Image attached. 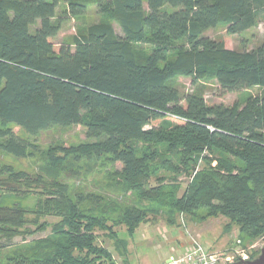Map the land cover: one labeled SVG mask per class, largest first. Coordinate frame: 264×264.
Returning <instances> with one entry per match:
<instances>
[{
  "label": "trees",
  "instance_id": "16d2710c",
  "mask_svg": "<svg viewBox=\"0 0 264 264\" xmlns=\"http://www.w3.org/2000/svg\"><path fill=\"white\" fill-rule=\"evenodd\" d=\"M92 6L107 21L57 50L63 23ZM259 24L264 0H0V153L43 160L35 173L0 162V264H117L97 231L124 263L128 241L115 227L132 237L201 209L242 238L263 236L264 43L237 50L206 36ZM181 78L193 92L182 94ZM214 82L221 95L246 94L230 106L209 102L204 85ZM76 126L85 142L38 143ZM109 165L100 191L66 181ZM182 174L194 177L180 196Z\"/></svg>",
  "mask_w": 264,
  "mask_h": 264
},
{
  "label": "rangeland",
  "instance_id": "374dc122",
  "mask_svg": "<svg viewBox=\"0 0 264 264\" xmlns=\"http://www.w3.org/2000/svg\"><path fill=\"white\" fill-rule=\"evenodd\" d=\"M102 21L107 20L104 16H100L97 13L95 6L90 7L88 13L82 19H69L68 21L63 23L62 31L54 40L55 48L58 50L63 44L71 42L72 37L78 32H82L83 30H85L87 26ZM110 23L114 26L116 32L120 34L121 30L118 27L117 23L113 20H110ZM224 32V28L220 26L214 30L208 31L206 33V36L214 40H223L227 48L237 50H252L264 43V24H259L254 29L229 38L224 37ZM137 48L138 50H140V53L145 52V54H148L151 49L149 45H139L137 46ZM179 86L183 95L194 91V86L191 78H181ZM204 88V95L206 100L218 104L223 103L227 106L233 105L238 100H241V98L246 94L245 92H243L242 94L237 93L221 95L219 87L215 82L204 85ZM246 92L257 94L260 93V89L256 88ZM14 130L19 133L16 128ZM19 134L21 136H24L22 133ZM85 140L86 129L83 126H76L65 131L61 129L47 131L39 136L38 143L44 150L52 143H56L59 141H62L66 145H72L85 142ZM205 154H207V152H205ZM0 162L14 165L17 169L20 170H26L28 172L35 173L38 171L39 166L43 163V160H41L40 158L18 160L0 153ZM119 166L120 165H118V167ZM113 171L114 167L112 165H109L106 169H97V171L83 179L67 178L66 181L74 189L76 187L82 186L85 190L100 191L101 188H103L102 184L106 185L107 183L111 182L109 174ZM165 174L169 176L168 179L174 176L170 172H166L164 173V175ZM179 178H181L182 180V188L179 191V195L182 196V194L186 190V186L188 185L189 178L188 176H185L183 174L179 175ZM152 184L155 185L154 182ZM26 204H33V202L29 201L26 202ZM204 215H206V211L204 209L198 210L197 213L191 215L180 213L177 216V223L173 226H176L180 228V230H183L188 239L190 238L189 236H193L199 238L201 243L205 242L212 244L215 249L214 253H218L221 256L223 255L229 257L231 256L233 258L235 257V259H233L234 262H237L238 252L245 253L248 256L249 260H252V257L254 256H259L261 249L264 247V235L258 238H242V236L239 234L238 228L236 226H229L228 220L226 218H203ZM48 220L52 223L57 221V219L53 217L48 218ZM156 222H153L156 223V227H154V230L157 229L159 231V228L169 226L164 218H159ZM114 230L120 232L121 238H123V236H125L126 234V229L124 226L115 227ZM49 234L50 228L45 232L36 233L28 237L26 242L29 243L33 240L45 238ZM97 234V242L100 245L108 248L113 253V256H115V260L119 264H122L123 262L121 260H118L120 258L117 251H115L113 241L110 240V238L106 237L105 233L101 231H97ZM163 235L166 234H161V239H163ZM14 242L17 245L24 243L23 238L21 237L16 238ZM183 250L185 251V249Z\"/></svg>",
  "mask_w": 264,
  "mask_h": 264
},
{
  "label": "crops",
  "instance_id": "0c3cea01",
  "mask_svg": "<svg viewBox=\"0 0 264 264\" xmlns=\"http://www.w3.org/2000/svg\"><path fill=\"white\" fill-rule=\"evenodd\" d=\"M156 223L142 224L132 237L125 232L123 238L128 241L129 253L128 260L122 264H164L171 256L179 255L186 249L189 239L183 230L171 225L154 230ZM163 233L166 235L161 239ZM202 243L209 252H215L212 244ZM118 260L122 261L121 258Z\"/></svg>",
  "mask_w": 264,
  "mask_h": 264
},
{
  "label": "built area",
  "instance_id": "2783aa9c",
  "mask_svg": "<svg viewBox=\"0 0 264 264\" xmlns=\"http://www.w3.org/2000/svg\"><path fill=\"white\" fill-rule=\"evenodd\" d=\"M194 175L188 180L192 181ZM189 242L185 251L179 255L171 256L164 264H233L235 257L221 256L218 253L209 252L200 242L199 238L189 236ZM237 262L248 261L245 253L238 252Z\"/></svg>",
  "mask_w": 264,
  "mask_h": 264
},
{
  "label": "water",
  "instance_id": "95a60500",
  "mask_svg": "<svg viewBox=\"0 0 264 264\" xmlns=\"http://www.w3.org/2000/svg\"><path fill=\"white\" fill-rule=\"evenodd\" d=\"M235 264H264V247L261 249V252L258 257L248 261H239Z\"/></svg>",
  "mask_w": 264,
  "mask_h": 264
},
{
  "label": "flooded vegetation",
  "instance_id": "af4514ba",
  "mask_svg": "<svg viewBox=\"0 0 264 264\" xmlns=\"http://www.w3.org/2000/svg\"><path fill=\"white\" fill-rule=\"evenodd\" d=\"M235 263H237V262H235ZM235 263H233V264H235Z\"/></svg>",
  "mask_w": 264,
  "mask_h": 264
}]
</instances>
